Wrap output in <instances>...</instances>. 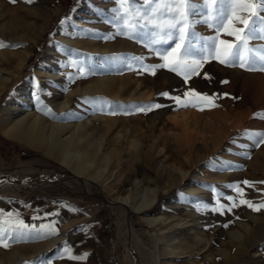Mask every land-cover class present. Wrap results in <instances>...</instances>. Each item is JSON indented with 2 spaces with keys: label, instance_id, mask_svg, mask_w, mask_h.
I'll return each instance as SVG.
<instances>
[{
  "label": "rangeland",
  "instance_id": "rangeland-1",
  "mask_svg": "<svg viewBox=\"0 0 264 264\" xmlns=\"http://www.w3.org/2000/svg\"><path fill=\"white\" fill-rule=\"evenodd\" d=\"M116 7L115 0H33L30 4L24 0H0V42L7 45L0 48V74L15 71L21 60L27 59L20 76L4 89L0 100V179L10 175L19 184L0 188V211L6 214L2 208L14 201L36 203L35 199H43L44 205H52L51 222L58 233L48 235L42 225L33 224L38 231L9 241L7 248L0 246V264H154L151 253L156 244L152 233L156 227L146 220L157 215L170 220L180 215L167 206L180 194L184 209L203 216L206 239L202 246L209 247L203 254L193 255L191 261L179 264H244L249 245L259 235L257 246L249 254L258 257L261 253L264 263V208L254 211L241 203L244 199L254 205L264 201V144L255 135L264 132V71H249L210 59L203 63L198 75L185 82L166 68L156 67L155 74L139 70L136 59L142 58L148 67L163 61L144 46L143 40L118 34L111 22ZM74 14L90 23L86 30H76L74 36L94 42L97 47L79 44L68 55L66 45L59 40L62 33L72 36L67 23ZM195 31L205 37L215 35L213 29L202 24ZM220 38L235 42L234 37L223 33ZM250 47H264V39L251 40ZM50 49L57 50L58 55L67 54L66 63L59 62L67 68H55L63 81L49 77L36 84L32 110L40 120L36 136L48 141L50 126L57 125L63 126L58 134L64 140L71 135L67 125H86L92 137L103 143L104 153L115 149L119 154L118 158L113 157L106 173L110 189L87 175H77L66 162L4 132L2 114L10 94L20 91L25 82L36 76L35 72L47 71ZM103 76L111 78L117 98L111 91L112 95L85 89ZM74 87L79 91L71 96L68 106L56 108L55 104ZM190 90L216 95L217 106L205 105L203 110L182 107L169 98L189 99L182 93ZM154 104L160 107L147 108ZM81 136L86 137L84 132ZM76 148L89 151L86 140L77 142ZM180 171L188 172V178L180 186H173L180 182ZM202 173L213 182H196ZM140 182L157 190L158 195L149 207L138 212L121 199ZM236 185L244 195L237 194ZM192 189L204 190L211 200L190 202L188 192ZM218 197L220 204L229 207L234 202L235 207L223 214L211 211L217 206ZM117 205L126 207L129 224L141 230L143 240L119 233ZM61 208L62 215L71 216L64 225L56 221L62 216L58 214ZM226 214L234 216L224 221ZM243 225L250 227L244 230ZM235 230L242 236H235ZM57 236L61 239L53 241ZM194 246L199 247L197 243ZM66 247L71 255L86 258L69 259Z\"/></svg>",
  "mask_w": 264,
  "mask_h": 264
},
{
  "label": "snow or ice",
  "instance_id": "snow-or-ice-1",
  "mask_svg": "<svg viewBox=\"0 0 264 264\" xmlns=\"http://www.w3.org/2000/svg\"><path fill=\"white\" fill-rule=\"evenodd\" d=\"M16 3V0H10ZM32 3L33 0H24ZM118 7L113 9L112 23L118 34L129 39H141L144 46L151 49L157 55L162 64L148 67L143 60L136 59L140 65L139 70L149 71L155 74L156 67L166 68L169 71L182 76L187 82L193 75L199 74L203 63L210 59L218 60L227 66H239L249 71H264V47H250L253 39H264V0H115ZM198 24L213 29L215 35L205 37L195 31ZM243 25V27H237ZM234 37L235 42L221 39V34ZM7 47L0 42V48ZM128 67L131 69L132 65ZM162 95L167 96V93ZM181 96L169 97L177 105L182 107H194L203 110L205 105L216 107V95H207L190 90ZM39 103V98H37ZM159 104L149 105L150 108H159ZM140 110H145L141 108ZM114 114V113H112ZM260 137L259 143L264 144V132L255 133ZM244 185L252 186L251 182L243 181ZM238 195H244L239 185L235 186ZM233 201L232 197H227ZM217 206L211 211H231L235 207H226L216 201ZM241 203L259 211L264 208V201L254 205L247 199ZM207 208V205L204 206ZM7 216L9 219H4ZM18 216L14 213L0 211V246L9 247V241L23 238L32 231H38L35 225L31 227L11 217ZM48 230V235L58 234L53 225H42ZM65 255L69 259H85L71 255V250L65 248Z\"/></svg>",
  "mask_w": 264,
  "mask_h": 264
},
{
  "label": "bare ground",
  "instance_id": "bare-ground-1",
  "mask_svg": "<svg viewBox=\"0 0 264 264\" xmlns=\"http://www.w3.org/2000/svg\"><path fill=\"white\" fill-rule=\"evenodd\" d=\"M62 1H67V0H62ZM85 1H91V0H85ZM87 20L88 19L83 18L82 16L74 14L72 19L67 23V27L72 32L71 33L72 36L65 35L64 33L60 35L59 41H61L66 45V49L68 50V55L73 54L72 53L74 52L73 47L76 46L78 47L79 44H82L83 47L86 46L92 48L97 47V45L94 42H91L86 39H80L74 36L76 30H86L85 26L87 27L88 24H90ZM56 51L57 50L50 49L47 52V56L49 57L50 60V62L46 66L47 71L35 72L36 76L32 77L30 81L28 80L27 82H25L22 85L20 91L18 92L13 91L10 94V98L8 100L9 103L8 105L5 104L7 106L2 114L1 125L4 128V132H6L7 134L13 135L20 140H24L28 142L35 149L43 151L50 157L52 156L59 161L66 162L68 165H70L74 173H76L77 175H87L92 181L100 183L101 187L110 189L111 186L108 181L109 179L106 177V173L108 171V166L112 161L113 157L118 158L119 154L115 149H112L111 151H107L104 153L103 143L92 137L91 133L87 131L86 125L84 124H75L72 126L67 125L68 127L67 126L66 127L71 130V135L64 140H62L61 136L58 134V131L61 130L63 126H57V125L50 126L52 132L48 141H45L42 137L36 136V130H38L37 129L38 124L40 122L39 118H36V115L32 112L35 104L34 103L35 101L34 99L36 96L35 92L36 90H38L36 84L40 80L49 79V77H52V79L53 78L57 79L58 81L61 80L59 79V76L61 75L55 71V68L58 70L62 68L63 69L67 68L62 65L61 67L60 66L61 63L59 64V62L61 61H64V63H66L67 54L66 55L62 54L63 56L58 55ZM28 53L27 54L30 55L31 52ZM75 55L76 54H74V56ZM26 60L27 59L21 60V62L19 61L20 62L19 66L13 72H7L1 70L6 74L5 75L3 73L0 74V100L2 99V95H3L2 93L4 89L7 86L14 84L18 79V77L20 76L21 70ZM61 81H63V79ZM112 83L113 82L110 77L103 76L101 78L94 80V82L88 85L87 88L85 87L84 88L87 90L93 89L95 91H105V92L108 91L109 94L111 91L112 94H114V96L117 98L118 91L112 87ZM118 89H120V87ZM13 90H15V88ZM78 91H79L78 87L71 88V92H69V94H66V96H64V98H62L61 101L55 104V107L59 108V110L66 108L69 104V100L71 96ZM23 108H26V110H23ZM102 119H106V118H102ZM82 132H84V135L86 137L81 136ZM81 140L87 141V147H89L88 148L89 151L84 150L83 152H81L77 150L76 143ZM179 173H180V182L178 184H173V186H177V187L180 186L188 178V172L180 171ZM16 180L17 179H14L13 176L11 177L10 175L2 177L0 179V188L8 185L18 186L19 184ZM202 181L213 182V180L207 179V177L203 173L200 174V178L197 179L196 182L204 184ZM163 190L165 189L163 188ZM203 191L200 189L189 190L188 192L189 201L192 202L197 199V200H203L205 202H209L211 200V197ZM157 195H158L157 190H150L140 182L136 186V189L131 194H128L124 199H121V201H124L125 205L132 206V208L135 211L140 212L145 208L149 207L156 200ZM182 199H183V194H180L176 196L174 200H172L167 205L169 209H173L176 212H179L180 215L173 216L174 219L169 220L168 218L157 215L152 218H147L146 220L147 222H149V224L156 227V232L152 233L153 234L152 237L154 238L156 244V246L154 247L151 253L152 254L151 256L153 257L152 261L154 264H179V262L184 260L191 261L193 255L203 254L205 250H208L207 246L209 247V245L202 246L205 244L203 243V241L206 239L205 232L202 230L203 224L201 221L203 220L202 219L203 216H200L199 214L195 213L189 208L184 209L183 206L185 204L182 202ZM116 208L120 212L117 219V229L119 233L125 234V236L131 235V237L135 240L136 239L143 240L142 237L144 235L141 232V230L135 229L136 227L134 228L131 224H129L125 214L126 207L117 205ZM183 214L184 215L186 214V217ZM233 216H234L233 214L231 215L226 214L224 216V221L232 219ZM250 218L252 217L250 216ZM237 224L239 226V223ZM243 226H244L243 227L244 230H248L250 227L248 225H243ZM262 227L264 228V225H262ZM236 231L237 230H235L234 233L235 236L238 237L242 236L241 232L237 233ZM259 236L258 238H256V242H254V244L249 245L248 250L246 251V259L244 260V264H261V263L264 264L261 253L258 255V257H253L251 254H249V251L253 249L254 246H257L261 238ZM59 239H61V237L57 236L53 238V241H58ZM146 239L144 241H147ZM196 243L199 245V247L194 246ZM200 246L204 247L205 249L201 248ZM131 248L133 247L131 246ZM12 263L13 261H8V264H12Z\"/></svg>",
  "mask_w": 264,
  "mask_h": 264
},
{
  "label": "crops",
  "instance_id": "crops-1",
  "mask_svg": "<svg viewBox=\"0 0 264 264\" xmlns=\"http://www.w3.org/2000/svg\"><path fill=\"white\" fill-rule=\"evenodd\" d=\"M35 200L36 203L33 202L34 200L14 201L13 205L9 204L2 209L6 211V214L7 213L18 214V216L11 217L13 221H15L16 219H20L23 220L25 224H30V225L33 224L52 225L51 221L53 220V215H54V212L51 210L52 208L50 209L52 205H44L43 199H38V200L35 199ZM58 214L59 215L63 214L62 208L59 210Z\"/></svg>",
  "mask_w": 264,
  "mask_h": 264
},
{
  "label": "built area",
  "instance_id": "built-area-1",
  "mask_svg": "<svg viewBox=\"0 0 264 264\" xmlns=\"http://www.w3.org/2000/svg\"><path fill=\"white\" fill-rule=\"evenodd\" d=\"M70 220H71V216H70V214H65V215L59 216V217L57 218V221H58V223H59L60 225L67 224L68 221H70Z\"/></svg>",
  "mask_w": 264,
  "mask_h": 264
}]
</instances>
